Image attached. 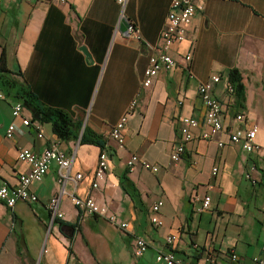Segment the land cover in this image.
Returning a JSON list of instances; mask_svg holds the SVG:
<instances>
[{
  "label": "crops",
  "instance_id": "0c3cea01",
  "mask_svg": "<svg viewBox=\"0 0 264 264\" xmlns=\"http://www.w3.org/2000/svg\"><path fill=\"white\" fill-rule=\"evenodd\" d=\"M172 1L128 0L124 12L117 0L0 3V56L5 48L9 68L23 73L27 87L46 107L64 111L72 121L70 135L61 138L52 122L34 118L25 106L21 117L15 118L13 106L18 101L1 91L0 187L16 185L20 174L29 170L19 160L21 149L42 153L55 143L74 156L72 173L83 175L76 187L67 185L60 205L64 217L53 224L48 202L60 191L55 165L41 183L31 186L38 202L21 201L10 209L0 201V264H163L156 256L169 250L194 264H227L232 252L242 264H252L261 255L264 0H194L202 10L194 17L186 41L171 50L177 67L161 71L147 88L145 71L161 45ZM131 23L140 30L141 40L128 37ZM188 52H192L194 77L185 68ZM233 70L236 81L230 75ZM215 75L221 81L212 92L221 102L224 127L256 126L261 149L248 153L223 132L210 140L196 139L174 162L171 155L179 142L180 118H203L198 88ZM125 114L126 143L119 148L105 137ZM239 114L244 121L236 120ZM12 123L16 133L8 138ZM85 132L87 138L101 139L105 147L82 143ZM105 148L110 167L99 189L93 190V174ZM131 155L159 171L141 165L129 171ZM72 194L91 197L118 223H129V229H118L106 217L83 215ZM206 194L212 207L200 213L197 198ZM159 201L163 227L151 222V208ZM168 235L177 237L173 247L166 245ZM136 237L148 244L141 258L133 253Z\"/></svg>",
  "mask_w": 264,
  "mask_h": 264
},
{
  "label": "built area",
  "instance_id": "2783aa9c",
  "mask_svg": "<svg viewBox=\"0 0 264 264\" xmlns=\"http://www.w3.org/2000/svg\"><path fill=\"white\" fill-rule=\"evenodd\" d=\"M3 0H0L2 3ZM63 5H72L76 0H48ZM128 0H117L119 5L122 6L123 12ZM202 10V7L194 0H173L170 5L168 13V23L161 33V45L156 47L153 54L149 59V66L145 71V78L143 81L144 87H151L154 79L161 71L171 72L177 67V62L171 54L173 47L180 46L187 39L188 29L196 16L197 12ZM128 37L141 40V32L135 26L130 24L127 29ZM187 62L185 68L187 69L190 77H194L190 69V63L192 61V52H188L185 55ZM221 78L217 75L212 76L210 81L201 83L198 91L204 105L203 118L197 119L190 116H182L181 126L179 129V142L176 149L171 155V159L174 162L180 161L187 152V147L190 143L199 140H210L218 136L223 132L229 134L230 142L233 144H241L243 149L248 153H255L261 148L257 144L258 128L256 126L252 128L241 127L237 129H227L224 127L222 120V105L221 102L213 95L212 89L214 84H218ZM229 90L234 91V87L230 86ZM4 98V94L0 91V99ZM135 103H132L131 108H134ZM23 110V104L16 102L13 106V116L15 118L21 117ZM236 120L244 121V115L239 114L236 116ZM128 122V115L125 114L121 119L110 129L106 135V139L113 140L117 143L119 148H124L126 143V125ZM24 124L28 125L29 122L24 120ZM16 125L12 123L7 130V137L13 138L16 133ZM39 137H43L42 133ZM219 146L223 147V142H219ZM19 160L29 166V170L20 174L18 183L14 186L2 185L0 187V201L4 203L8 208L14 209L18 202L24 201L29 203L38 202V196L31 190L33 183H41L45 176L51 170V167L55 165L58 173V183L60 185V191L57 195L52 197L48 202V209L51 214V224L56 219H62L63 213L60 211V205L62 198L67 194L66 187L68 184H73L75 187L83 178L82 174H73L72 166L74 162V156L66 155L58 146L57 143L46 149L42 153H35L30 149H21L19 152ZM139 165L146 169H150L153 172H158L159 168L151 166L147 161L140 159L137 155H131L127 161V167L129 171H134ZM110 167V157L108 149L101 150L96 169L93 174L92 189L97 190L100 187L102 181L105 180L107 172ZM217 168L213 169V173H217ZM250 179V176H247ZM214 186H210L213 189ZM73 203L83 215L86 216H101L106 217L108 221L115 225L118 229L127 231L130 227L129 223H118L114 216L107 214L105 208L100 207L91 198L86 199L79 198L75 194L71 195ZM197 201L201 203L198 208V212L208 211L212 207V198L206 194L203 198H197ZM163 206V202L159 201L155 203L152 208L151 222L157 227H163L164 222L160 217V210ZM177 241L175 235H168L166 237V245L173 247ZM148 249V244L145 239L136 237L134 246V256L141 258L145 255ZM156 261L163 264H194L191 259H184L176 255L174 250L167 252H160L156 256ZM227 264H242L240 257L232 252L229 255V262ZM252 264H264V248L259 256H256L252 260Z\"/></svg>",
  "mask_w": 264,
  "mask_h": 264
},
{
  "label": "trees",
  "instance_id": "16d2710c",
  "mask_svg": "<svg viewBox=\"0 0 264 264\" xmlns=\"http://www.w3.org/2000/svg\"><path fill=\"white\" fill-rule=\"evenodd\" d=\"M233 81H236L237 71L230 72ZM0 91L6 96L21 102L23 106L31 110L34 118L43 122H52L55 133L63 138L71 133V119L67 113L62 110H56L46 107L40 99L31 91L24 82V75L21 71L14 72L8 66V56L6 49L0 56ZM82 143H91L105 147L104 142L93 135L86 137V132L82 136Z\"/></svg>",
  "mask_w": 264,
  "mask_h": 264
},
{
  "label": "water",
  "instance_id": "95a60500",
  "mask_svg": "<svg viewBox=\"0 0 264 264\" xmlns=\"http://www.w3.org/2000/svg\"><path fill=\"white\" fill-rule=\"evenodd\" d=\"M82 50L85 52L86 55H88L87 50L83 47Z\"/></svg>",
  "mask_w": 264,
  "mask_h": 264
}]
</instances>
